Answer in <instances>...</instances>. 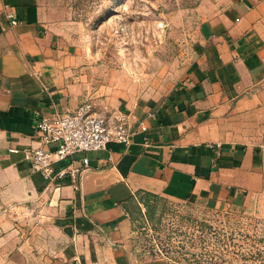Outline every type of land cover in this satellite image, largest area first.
<instances>
[{
  "label": "crops",
  "instance_id": "obj_1",
  "mask_svg": "<svg viewBox=\"0 0 264 264\" xmlns=\"http://www.w3.org/2000/svg\"><path fill=\"white\" fill-rule=\"evenodd\" d=\"M0 14V264H170L129 248L125 204L138 192L222 212L264 205V0L205 20L195 62L144 98L93 81L66 0H0ZM85 102L111 126L124 113L131 144L88 153L79 190L47 193L25 158L40 146L37 118Z\"/></svg>",
  "mask_w": 264,
  "mask_h": 264
},
{
  "label": "rangeland",
  "instance_id": "obj_2",
  "mask_svg": "<svg viewBox=\"0 0 264 264\" xmlns=\"http://www.w3.org/2000/svg\"><path fill=\"white\" fill-rule=\"evenodd\" d=\"M66 1V31L74 39L75 50L86 53L93 81L144 98L158 95L190 68L205 46L203 24L234 0ZM122 115L116 114L115 122ZM151 206L150 214L147 209L143 213L139 204L140 210L132 208L129 248L141 259L162 258L170 264H264V205L222 212L160 198ZM23 235L25 240H35L34 235Z\"/></svg>",
  "mask_w": 264,
  "mask_h": 264
},
{
  "label": "built area",
  "instance_id": "obj_3",
  "mask_svg": "<svg viewBox=\"0 0 264 264\" xmlns=\"http://www.w3.org/2000/svg\"><path fill=\"white\" fill-rule=\"evenodd\" d=\"M2 14L11 27L19 24L9 5L3 7ZM141 130L145 132L146 126L142 125ZM36 132L40 146L27 151L25 158L44 179L47 193L56 192L67 184L79 190L82 176L90 164L88 153L104 151L110 143L129 145L132 141L125 115L118 116L111 126L107 119L96 113L92 102H85L68 114L39 115ZM78 156L83 157L76 160Z\"/></svg>",
  "mask_w": 264,
  "mask_h": 264
},
{
  "label": "trees",
  "instance_id": "obj_4",
  "mask_svg": "<svg viewBox=\"0 0 264 264\" xmlns=\"http://www.w3.org/2000/svg\"><path fill=\"white\" fill-rule=\"evenodd\" d=\"M159 199H160L159 196L148 194V193L138 192L135 197L131 198V200H129V202L127 204H125V209L130 214L131 219L133 221L134 220V213H133L132 208L137 207V204H139V202L144 204V206L147 209V213L150 214L152 211L151 201H153V200L157 201Z\"/></svg>",
  "mask_w": 264,
  "mask_h": 264
}]
</instances>
